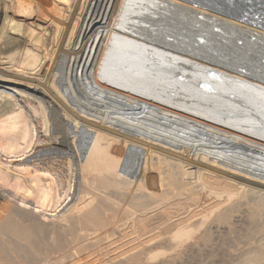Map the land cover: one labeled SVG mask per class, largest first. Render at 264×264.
<instances>
[{"label": "bare ground", "instance_id": "bare-ground-1", "mask_svg": "<svg viewBox=\"0 0 264 264\" xmlns=\"http://www.w3.org/2000/svg\"><path fill=\"white\" fill-rule=\"evenodd\" d=\"M7 10L23 24L15 29L23 40L12 41L17 49L0 56V156L38 158L37 147L51 143L55 147H41L40 157L67 159V174L60 184V174L39 170V164L19 163L17 171L0 163V189L21 194L13 201L0 192V264H138L148 260L150 246H182L195 236L191 225L161 236L133 226L123 235L130 216L142 220L158 212L161 194L200 189L217 200L216 210L228 205L240 210L241 199L249 209L254 205L248 203L252 190H264V113L259 111L264 93L245 83L264 88V73L254 71L250 75L259 80L253 81L217 65L248 68L259 52L264 54V31L191 0H0V16ZM36 14L52 35L49 28L34 26ZM200 17L203 22L194 23ZM196 24L253 38L259 46L253 49L248 42L252 49H243L212 33L203 44L195 35L201 29L182 33ZM5 65L11 68L2 69ZM207 69L228 78L217 77L210 87L214 92L201 94L194 89L199 82L212 84ZM184 71L192 75L185 79ZM12 94L35 101L39 110ZM27 108L34 116L41 113L45 135H62V140H41L40 124ZM100 140L103 146L97 147ZM215 184L225 187L214 190ZM117 197L129 205L143 202L127 217L130 207L124 214V204L111 203ZM260 202L256 209H264ZM65 203L63 213L51 220L39 215ZM257 211L251 209L248 218L264 228ZM43 219L48 227L35 223ZM99 230L106 233L105 248ZM260 247L242 264L264 260V244Z\"/></svg>", "mask_w": 264, "mask_h": 264}, {"label": "rangeland", "instance_id": "rangeland-1", "mask_svg": "<svg viewBox=\"0 0 264 264\" xmlns=\"http://www.w3.org/2000/svg\"><path fill=\"white\" fill-rule=\"evenodd\" d=\"M7 12H8V14H6L7 17L4 15L3 11H2L1 16H0V38H3L0 41V56L1 57H5L10 52H13L14 50H16L17 48L16 49L13 48L14 45L19 43L20 39L23 40L22 36L17 34V30H15L16 28L20 29L21 28L20 25L22 26L23 24L20 21L14 19L12 17L13 15H12L11 11L7 10ZM11 17L13 18L12 20L13 21L15 20V21L14 22L11 21V23H10L9 21L11 20ZM4 18L7 20H4ZM8 18H10L9 21H8ZM43 22H45V21H43ZM43 22H42L41 16H39L38 14H36V16H34V18H33V23L35 24L34 26H36V25L40 26V27L44 26L43 29L45 27L49 28V24L45 25ZM4 29H5V31H4ZM10 30H11V32H10ZM41 30H42V28H41ZM48 31H49V33H48ZM52 33H53V29L49 28L47 30V34H49V36H50V34L52 35ZM5 35H6V37H5ZM12 41H13V43L16 41L14 43V45L13 44L11 45ZM10 48H13V51H11V50L9 51ZM20 50H18V51H20ZM18 56L19 55H16V57H18ZM2 67H1L2 69L6 68V67L11 68V65H5ZM21 88L24 89V87H21ZM12 96L14 98L21 99L16 94H12ZM25 100L27 101L28 99H23V101L21 99V101L23 102L21 104L25 107L26 106L29 107L27 104L31 99L28 100V102H25L26 105L24 104ZM3 102H4V100H2V103H0V106L3 104ZM29 104L32 105V106H30V108L33 107L32 109L35 108L37 111L39 110V108H37L38 105L35 101L31 100L29 102ZM30 108H29V110H28V108L26 110L29 111V113H30L29 116L30 117L32 116L34 119L36 118L38 124H40L38 127L36 120L33 119L34 124L38 127L37 128L38 131L40 130L39 136L40 137L42 136L41 140H43V139L45 140V138H46L45 141H48L50 139L49 141L52 142L54 140V137H57V138L62 140V135H52L51 137L45 135L42 132L44 130V128H42V126H41L42 125L41 113L39 112L38 114H35L36 116H38V118H37L36 116L32 115L33 110L30 111ZM39 116H40V118H39ZM39 121H40V123H39ZM50 125H51V122H50ZM99 145L103 146V140H100L97 143V147H99ZM41 147H42V149H41ZM54 147L55 146L51 145V143H49V144L44 143V145L42 144L40 146V148L37 147V149H38V152H41L42 150H46V148L50 149V148H54ZM40 149H41V151H39ZM38 152L36 153V154H38V158L37 157H35V158L31 157V159H30L29 157L28 158L21 157L23 160H21L20 157H17L18 159L17 158H9V157H7V154L3 153V154H1L2 156H0V158H1L0 163H1V165L3 164V165H10V166H16V165L18 166V164L20 163L21 165L23 164V165H27L30 167H34V164H39V166H38L39 170L43 171L45 168L50 169L51 170L50 174L52 173L51 175H53V176L55 175L54 177H56L57 174H60L61 176L58 177V175H57L56 178L59 180V181L57 180V183L62 184L61 180H63V175L65 174V172L67 174V171H65V170H67V168L64 166L67 159L63 158L62 156L59 158V157H57V155H54V156L53 155L52 156L51 155H49V156L48 155H46V156L42 155V157H43L42 158V157H40L42 153L40 154ZM13 159L16 161V164H15V161H13ZM25 159L28 160V163ZM29 161H30V163L32 162L31 165H30ZM24 162H26V163H24ZM37 162H39V163H37ZM46 164L48 165V167ZM55 164L57 166H55ZM60 164H61V167L63 166L62 168L60 167ZM40 165H42V166L45 165V166L42 167ZM51 165H52V167H51ZM17 166H16L17 171H19L20 168L22 169V167H17ZM41 167H42V169H41ZM62 172H63V174H62ZM102 186H103V184H102ZM224 187L225 186L219 187V185L215 184L212 187V189L219 190V189L224 188ZM89 188L92 189V186ZM146 188L152 189L151 185L146 186ZM8 189H10V188H8ZM8 189H7V191H4V189H0L1 194H3L4 196L10 197L13 201H16L19 198L18 195L19 196L21 195L20 192L13 191L12 189L8 190ZM199 190L200 189H192L191 191H188L187 193L181 191V193L179 192V194L176 193L173 195L170 193H169L170 195L168 193H166L164 195L161 194V196L157 197L156 200H157V202H159V206H160V202L162 201L161 202L162 207L160 206L159 209H157L158 212L156 214L148 215L147 217H145L142 220H132V219H130V218H132V216L129 215V214H132L131 211L132 210L134 211L136 207L139 208V203L143 202L142 199L136 200L135 203H132L131 205H129L130 203L129 204L127 203L128 205L126 203H124V200L120 199V197L112 199L111 203H116V204L118 203V205L124 204L123 207L124 206L125 207L122 209L123 213L125 210L128 209V208L126 209V207H130L128 209V210H130V212L128 211L129 213L128 212L126 214L124 213L125 216H127V217L130 216L128 218L130 226L127 224H124L125 226L122 230L123 235H125V236H128L127 232L129 230L133 231L131 229V228L134 229L133 226H136V228L150 232V234L152 233L156 236H161L165 232H169V233L174 234L180 227L177 228L176 230H174V229L179 225H181L182 228H187V226L191 225L192 228L196 231L194 238L190 239L189 242L186 241L185 242L186 244H182V246L181 245L176 246V244H170V245H168V244H166V245L165 244H163V245L162 244L161 245L155 244L158 246H155V245L150 246L152 248H148V251H149V252L147 251L148 260H143V261L140 260L138 264H242L243 261H245V260H243L244 257H246L247 255L252 256L256 252H258L259 249H261V247H260L261 244H264V228H262L261 226H260L261 228L259 226H257L256 223L252 222L254 220L249 219L248 216H250V210L251 209L254 208L256 211L258 209L257 212L259 213V215L262 216V220L259 223L261 225H264V209L258 208L259 203H261L260 201L264 202V190H259V189L252 190V194L254 193V191H256V192L254 193L253 199L250 198V201L248 202L250 204H254L253 206H251L250 209H249V207L247 208V205H246V202L244 199L240 200V202L244 201L242 203L243 205L241 206L240 210L238 209L239 205H234V206L231 205L233 208L232 213L231 212L229 213L226 221L225 220L222 221L220 218V215L225 213L224 211H227V209H229L231 206L228 205V206H226L227 208L225 207L226 209L222 208V209L216 210L217 200L215 198L209 197L206 193H200ZM89 191H90L89 189L85 190V192L92 193ZM121 192H126V190H122ZM167 194H168V196H167ZM250 194L251 193L247 194V196L248 195L252 196V194L251 195ZM14 195H15V197H17L16 199H14L15 198ZM11 196H13V197H11ZM247 199H249V198L247 197ZM113 200H115L116 202H113ZM122 201H123V203H122ZM164 201H166L167 205L162 204ZM119 202L121 204H119ZM66 204L67 203L63 204L64 206L62 205L63 207L61 206V208L58 209L59 211L58 210L54 211L55 209H53V211H51V212L50 211L44 212L41 210L39 215H45V217H47L49 220H51V219L57 217V215H60L63 213V209L66 206ZM255 205H258L257 209H256ZM223 207H224V205H223ZM229 210L231 211V209H229ZM218 219L220 222L218 221ZM35 223L43 224V227H48V225H47L48 223L45 222L44 219L42 222L41 221H35ZM257 228H259V229H257ZM49 234H51V233H49ZM97 236L99 238H102L105 240L106 233L104 232V230H99V231H97ZM104 240H103V248L108 246V242L106 240L104 242ZM63 242H64V240H63ZM172 245H174V246H172ZM170 246H172V247H170ZM152 254H153V256H152ZM159 255H161V258ZM156 257L159 258V259H157L158 261L157 260L155 261ZM151 258H153V259H151ZM263 261L264 260H261L259 263L257 262V264H264ZM253 263L256 264V262H253Z\"/></svg>", "mask_w": 264, "mask_h": 264}, {"label": "water", "instance_id": "water-1", "mask_svg": "<svg viewBox=\"0 0 264 264\" xmlns=\"http://www.w3.org/2000/svg\"><path fill=\"white\" fill-rule=\"evenodd\" d=\"M183 1H187V0H183ZM193 1V3L195 2L196 5H203L204 7L207 6L209 9H211L213 12L220 14L221 16L233 19L235 21H241L244 22L246 25H250L253 26L257 29H260L262 31H264V0H191ZM181 20L180 21H184V23L188 24L185 21H189V19H187L188 17H180ZM203 17H200L198 20H195L194 23H196L197 21H201L203 22ZM212 21H210L211 23ZM189 25V24H188ZM193 25V24H192ZM196 28L192 27H186L185 30H183V34L185 33H190V30L193 31V33H195L194 29L196 30H200L197 32V34H195L196 36L199 37L198 41H200L203 44H206L207 42L210 41V36L212 34H216L219 35L223 40H228V41H233L234 44L238 45L239 47H242L243 49H245L246 47H248L249 49H253L254 47H257L259 45L256 46L255 44V39L253 38H246V37H240V36H234L232 37L230 33H228L229 31L227 30H222L218 29V27L210 25L207 26V24L202 25V28H198V24L195 25ZM202 29L206 30L204 32V30L202 31ZM200 34V35H198ZM251 35V34H250ZM250 43L252 46H248L247 43ZM257 43V42H256ZM246 45V46H245ZM169 48V47H168ZM172 51L177 52L178 54H181L185 57L191 56L195 59H198L196 56H193V54H189L188 52H185L184 50H180V49H172L170 48ZM253 51V50H252ZM254 51H258L259 50H254ZM259 59L255 62H251L248 66V68H240L238 67L237 70L231 69V68H227L223 65H217L218 67H221L223 69L229 70L231 72H234L236 74H239L243 77H248L249 79L253 80V81H257L259 79L253 78L254 76L250 75V74H254L253 72H260L264 73V54L259 52ZM200 60V59H199ZM221 60V59H219ZM260 60V62H259ZM203 61V60H202ZM208 62V61H207ZM187 63V62H186ZM200 68V67H199ZM202 70V68H200ZM238 73H237V72ZM247 73V74H245ZM184 74H186V72L184 71ZM192 73L190 72L189 74H186L185 76H183L185 79L189 76H191ZM206 75L205 78L209 79L210 81H212V84L210 86L209 83H203L205 82L204 79L199 82V88H194L196 89L199 93L201 92V94H211L213 91V89L211 90V88H213L212 85H214L213 83H217L218 82V78L219 76H222L223 78H228L226 75L223 74H219L216 71H213L211 69H207L206 70ZM215 76V78H213ZM181 77V76H180ZM247 78V79H248ZM194 80V78H189V80ZM185 81V80H184ZM261 81V80H260ZM191 83L193 84V82L191 81ZM219 84V83H218ZM206 85L209 87H206ZM245 85L249 88L252 89H258L259 91L264 93V88L262 87H258L256 85H252L251 83H245ZM211 87V88H210ZM214 92V91H213ZM260 113L262 114V112L264 113V110H259ZM254 113V111H253ZM259 113V112H258ZM260 114V115H261ZM259 119L261 120L262 118L259 116ZM258 120V119H257ZM259 121V120H258Z\"/></svg>", "mask_w": 264, "mask_h": 264}]
</instances>
